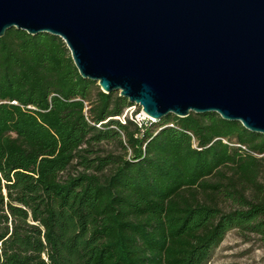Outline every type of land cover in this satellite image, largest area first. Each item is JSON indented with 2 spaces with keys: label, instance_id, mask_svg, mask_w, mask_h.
<instances>
[{
  "label": "trees",
  "instance_id": "trees-1",
  "mask_svg": "<svg viewBox=\"0 0 264 264\" xmlns=\"http://www.w3.org/2000/svg\"><path fill=\"white\" fill-rule=\"evenodd\" d=\"M130 106L59 37L5 31L0 264H204L231 230L264 246V135L215 113L119 121Z\"/></svg>",
  "mask_w": 264,
  "mask_h": 264
},
{
  "label": "water",
  "instance_id": "water-1",
  "mask_svg": "<svg viewBox=\"0 0 264 264\" xmlns=\"http://www.w3.org/2000/svg\"><path fill=\"white\" fill-rule=\"evenodd\" d=\"M11 28L59 37L82 79L152 121L215 113L264 135V0H0Z\"/></svg>",
  "mask_w": 264,
  "mask_h": 264
},
{
  "label": "rangeland",
  "instance_id": "rangeland-1",
  "mask_svg": "<svg viewBox=\"0 0 264 264\" xmlns=\"http://www.w3.org/2000/svg\"><path fill=\"white\" fill-rule=\"evenodd\" d=\"M125 117L141 124L154 122L144 117L142 109L135 105L126 108L118 120L123 122ZM224 237L204 264H264V246L256 236L244 238L231 230Z\"/></svg>",
  "mask_w": 264,
  "mask_h": 264
},
{
  "label": "built area",
  "instance_id": "built-area-1",
  "mask_svg": "<svg viewBox=\"0 0 264 264\" xmlns=\"http://www.w3.org/2000/svg\"><path fill=\"white\" fill-rule=\"evenodd\" d=\"M135 117H136V116H135ZM137 121H138V120H137ZM134 122H136V121L134 120ZM136 123H140V122H136ZM222 142H223L224 144H226V145H232V146H234V147L241 148L242 150H243V149H244V150H247L246 148L241 147V146H239V145L227 143L225 140H222Z\"/></svg>",
  "mask_w": 264,
  "mask_h": 264
},
{
  "label": "bare ground",
  "instance_id": "bare-ground-1",
  "mask_svg": "<svg viewBox=\"0 0 264 264\" xmlns=\"http://www.w3.org/2000/svg\"><path fill=\"white\" fill-rule=\"evenodd\" d=\"M142 115L148 119H150L147 115H145L143 112H142Z\"/></svg>",
  "mask_w": 264,
  "mask_h": 264
}]
</instances>
